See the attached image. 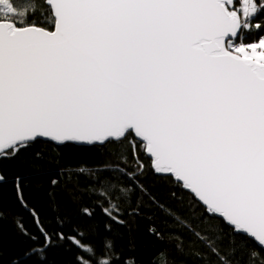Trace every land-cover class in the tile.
<instances>
[{"label": "snow or ice", "instance_id": "snow-or-ice-1", "mask_svg": "<svg viewBox=\"0 0 264 264\" xmlns=\"http://www.w3.org/2000/svg\"><path fill=\"white\" fill-rule=\"evenodd\" d=\"M9 219L0 264H264V0H0Z\"/></svg>", "mask_w": 264, "mask_h": 264}, {"label": "trees", "instance_id": "trees-1", "mask_svg": "<svg viewBox=\"0 0 264 264\" xmlns=\"http://www.w3.org/2000/svg\"><path fill=\"white\" fill-rule=\"evenodd\" d=\"M21 171H25V169L21 168ZM34 191V189H33ZM57 200L61 203L62 210L64 212H67L69 215H74L75 209L72 207V205L68 202L66 199V196L64 193H56ZM36 197L40 200V202L44 205V211L47 213L49 218L53 215V212L48 208L47 205V196L44 191H41L39 193H36ZM10 204V200L6 196L5 198V206H8ZM14 211L23 213L22 209L14 208ZM25 222L27 223V226L29 228H33V225L31 224L30 218L27 217L26 214H24ZM17 243V235L14 229L13 224L11 223V220H6L2 225H0V247L3 249V253L5 256V259L9 254L12 253ZM67 255H59L56 257L57 264H65V260L67 259Z\"/></svg>", "mask_w": 264, "mask_h": 264}]
</instances>
